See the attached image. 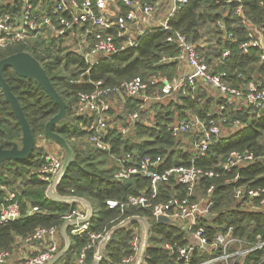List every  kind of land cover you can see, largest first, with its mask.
I'll list each match as a JSON object with an SVG mask.
<instances>
[{"label":"trees","instance_id":"16d2710c","mask_svg":"<svg viewBox=\"0 0 264 264\" xmlns=\"http://www.w3.org/2000/svg\"><path fill=\"white\" fill-rule=\"evenodd\" d=\"M238 4H242L243 15L254 24L264 28V0H237L230 4L217 3L216 0H189L184 9L170 18L171 25L185 33L188 38L198 43L200 53L205 57L215 72L225 71V80L238 87H244L249 80L264 85V61L261 60V48L251 46L248 50L240 47L242 41L250 38L248 25L240 14L235 13ZM2 11V10H1ZM223 20L227 30L233 32L229 40L218 24ZM168 31L153 30L139 38L136 46L119 49L110 56L102 57L85 73L87 64L79 53L57 49L55 46L7 45L0 47V59L19 51L31 52L40 60L51 78L55 88L67 103V116L55 125L72 146L76 157L66 170L57 185L61 195H75L95 200L98 204L97 215L92 216L91 229L105 232L129 215L138 214L148 218L152 224L149 245L145 260L149 264H175L173 255L168 253L160 243L168 240H179L183 233L174 225L156 223L151 212L145 207H129L125 212L110 208L105 201L108 198L125 199L129 194L141 192L147 188L148 179L143 175H132L130 178L116 179L113 167L105 162L104 152L93 148L81 150L70 139L85 135L80 126L81 117L75 115L79 91H90L93 83L90 80L103 79L106 84L117 85L126 79L140 76L149 79L161 73L168 76L177 74L178 61L165 62L163 56L175 57L179 48L167 41ZM200 42L205 45L201 46ZM230 53L221 60L222 53ZM3 75L17 96L26 117L28 118L35 146L31 156L23 160H5L0 163V185L15 191L20 203L21 215L17 220L0 224V250L12 249L15 241L31 235L38 227L56 226L62 228L64 216L79 207L74 201H58L47 195L48 181L39 176L46 152L38 145L39 137H46V121L59 110L53 98L30 77L18 75L12 67L5 68ZM195 95V96H194ZM224 106L220 115L219 109ZM138 101L129 99L125 112L138 108ZM150 122L137 120L133 126V135H124L114 128L109 134L113 150L117 153L135 149L136 154H146L163 159V166L175 164L191 165L220 170L226 157L232 150L249 149L255 159L247 166L234 168L220 177H203L201 189L214 184V224L215 230L223 224H233L235 232L253 237L261 233L264 237V212L241 209L239 200L234 196V187L245 183L253 187L264 186V110L236 105L228 97H215L208 89L199 85L194 91L188 87L187 92L176 98L153 102L150 107ZM195 114L203 119L215 118L221 125L222 137L207 150L205 156L195 159L189 147L167 130L166 125ZM240 124H236L235 120ZM231 130L223 134L225 126ZM114 129V130H113ZM22 130L10 104L0 89V147L9 148L14 142H21ZM138 137V138H136ZM239 174L236 180H230ZM166 185L162 188L161 197H167L172 189ZM6 189L0 188V200ZM35 208V209H34ZM70 229L67 228L69 233ZM140 233L139 223L133 222L118 230L105 247L104 256L98 264L120 262L131 254L132 241ZM67 251L53 264H73L75 258L87 242L86 235H70ZM34 250L32 254L36 253ZM95 249L88 250L87 264H93ZM31 254V255H32ZM76 261V260H75Z\"/></svg>","mask_w":264,"mask_h":264},{"label":"built area","instance_id":"2783aa9c","mask_svg":"<svg viewBox=\"0 0 264 264\" xmlns=\"http://www.w3.org/2000/svg\"><path fill=\"white\" fill-rule=\"evenodd\" d=\"M233 1L237 0H216L217 3L225 4ZM188 3L189 0H0V47L37 43L63 48L64 51L79 53L87 64L85 73H88L102 57L110 56L119 49L136 46L142 35L155 29L168 31L167 41L180 51L177 56H163L162 60L178 61L177 74L170 77L158 73L148 80L135 76L117 85L106 84L103 79L90 80L93 89L78 92L75 115L81 117L80 126L86 131L92 148L105 153L103 158L109 162L108 166L113 167L114 177L120 180L132 175H143L148 179L147 188L141 192L129 194L125 199L108 198L105 203L122 213L129 207H145L150 210L156 223L160 216L170 219V222L163 224L176 226L183 233L185 242L168 240L160 245L173 255L175 264H264V237L261 233L253 237L240 235L235 232L233 224L211 229L216 215L213 210L215 186L211 184L206 189L200 187L203 177H220L234 168L247 166L255 159L252 151L232 150L220 170L195 164H175L162 168L163 159L160 156H140L135 149L115 152L109 137L112 128L128 135L127 126H131L133 131L134 123L142 119V112H145V121L151 113L153 102L176 98L187 92L188 87L194 91L199 85L206 89L213 88L218 97H228L236 108L246 106L264 110V85H259L255 80H249L244 87L228 83L225 80L226 72L212 69L200 53L198 43L171 25L170 18ZM242 10V4H238L235 13L240 14L248 25L250 38L242 41L240 47L243 50L251 46L260 47V58L264 61V28L248 21ZM218 24L224 35L232 40L234 34L227 30L224 21L219 20ZM200 44L205 45L204 42ZM229 53L230 50L225 49L221 60ZM129 99L138 101L139 107L119 114L121 117L118 118L123 119L122 125L116 122L110 125L114 103L120 100L121 106L125 107ZM223 109L221 105L218 111L220 115ZM235 123L240 124V121L237 119ZM166 128L189 147L195 159L205 156L210 146L222 137L221 125L215 118L203 119L195 114L168 123ZM62 162L63 155L46 153L39 168V176L50 185ZM238 178L239 174H236L230 180ZM164 185L170 186L172 191L162 198ZM0 188L6 189L0 200V224L17 220L21 209L16 192L5 185H0ZM234 196L239 200L241 209L264 212V186L253 187L248 183L238 185L234 187ZM80 204L83 208L79 206L64 216L63 225L67 223L65 235L62 232L63 225L61 229L42 226L24 238L25 243L40 242L41 246L35 249L36 253L15 264H47L60 252L59 240L66 246L68 239L70 245V235L87 236L88 240L75 261V264H87L88 250H96L105 232L91 229L94 209L91 218L84 220L89 208L85 203ZM67 228L70 229L69 233ZM140 234L141 229L132 241L133 252L112 264H134ZM11 256L10 249L0 250V264H9ZM95 260L97 258L94 255L93 262ZM143 264L149 263L144 259Z\"/></svg>","mask_w":264,"mask_h":264},{"label":"water","instance_id":"95a60500","mask_svg":"<svg viewBox=\"0 0 264 264\" xmlns=\"http://www.w3.org/2000/svg\"><path fill=\"white\" fill-rule=\"evenodd\" d=\"M12 67L13 70L20 76L34 78L39 85H41L45 91L53 98V100L59 105V110L53 116H51L45 123L44 131L45 135L50 139L54 140L64 151L63 162L59 171L55 174L52 182L47 187V195L58 201H74L77 200L81 203H85L89 208V214L86 219L88 220L92 216L93 207L90 201L84 197L75 195H61L57 192V185L64 176L66 170L75 161V151L72 146L68 143L66 138L58 131L54 130L56 124L61 122L67 116V103L62 98L60 93L55 88L51 78L49 77L46 68L42 65L40 60L36 58L31 52L19 51L12 53L2 59H0V89L5 97V100L10 104L18 122L21 126L22 137L21 142H14L9 148L0 147V163L5 160H23L31 156L34 146L35 137L32 132V128L28 118L26 117L22 105L20 104L17 96L11 89L9 83L6 81L3 71L5 68ZM83 219L81 221H84ZM139 223L141 234H140V244L137 251L136 259L134 264H143L146 251L149 245V238L151 232V223L147 217L143 215L133 214L126 216L116 224L112 225L107 229L104 235L99 239L96 250L95 257L97 260L93 264H97L104 256L105 247L107 246L109 240L112 236L120 229L124 228L130 223ZM158 223L170 222V219L160 216L157 219ZM65 223L63 225L62 232L65 235ZM67 245L47 264H53L61 255H63L68 247L69 240L67 239Z\"/></svg>","mask_w":264,"mask_h":264},{"label":"rangeland","instance_id":"374dc122","mask_svg":"<svg viewBox=\"0 0 264 264\" xmlns=\"http://www.w3.org/2000/svg\"><path fill=\"white\" fill-rule=\"evenodd\" d=\"M208 92L212 95H215V97H218L217 92L213 88L212 89L208 88ZM124 111H125V107H122L121 101L117 100L114 103V109L112 111L113 118L111 120L110 125L113 126L114 122L119 123V125H122L123 119L118 118V117H121L119 114H122ZM116 115H118V116H116ZM149 115H150V113L148 114L147 118L145 119L146 122L151 120ZM230 130H231L230 125L225 126V130H224L223 134L224 135L227 134ZM127 131H128L127 132L128 135H130V137H135V135H133V131H132L131 126L130 127L127 126ZM136 138H138V137H136ZM42 139H44V140L42 141ZM44 141H45V143H43ZM70 141L73 144H75V146L81 150L89 151L90 149H92V146H91L90 142L88 141L86 134L72 137L70 139ZM37 143L38 144L43 143L42 144L43 147L42 146L41 147H42L43 151L46 153L47 152H54V153H57L60 155L64 154L63 149L54 140H52L50 138L39 137ZM106 163L108 164L109 162L106 161ZM77 203H79V206H81V204H80L81 202H77ZM90 203L94 209V214L97 215V212H98L97 202L95 200H91ZM59 241H60V247H61L60 251H61L65 247V244L63 243V241H61V240H59ZM36 243L38 244V242H36ZM36 243L28 244V243H25L20 238H18L15 241V243L11 249L12 256H11V259L9 260V264H15L20 259H23L24 257L30 256L33 253V251L35 250V246L37 245ZM71 259H72V263L75 264L76 257L74 258L72 256Z\"/></svg>","mask_w":264,"mask_h":264},{"label":"crops","instance_id":"0c3cea01","mask_svg":"<svg viewBox=\"0 0 264 264\" xmlns=\"http://www.w3.org/2000/svg\"><path fill=\"white\" fill-rule=\"evenodd\" d=\"M43 138H46V137H43ZM44 139H42V141H43ZM43 143H45V141L43 142ZM43 143H40V144H38L39 146H42L43 147ZM50 145V144H49ZM45 146V145H44ZM48 153V152H47ZM54 153V152H53ZM106 162V161H105ZM80 208H83V205H81L80 206ZM37 244V243H36ZM39 246H41V243L40 242H38V244L35 246V249H37Z\"/></svg>","mask_w":264,"mask_h":264}]
</instances>
